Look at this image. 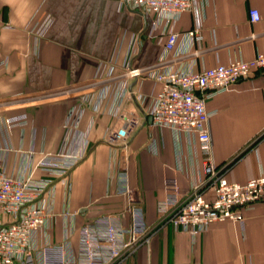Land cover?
Wrapping results in <instances>:
<instances>
[{
	"label": "crops",
	"instance_id": "0c3cea01",
	"mask_svg": "<svg viewBox=\"0 0 264 264\" xmlns=\"http://www.w3.org/2000/svg\"><path fill=\"white\" fill-rule=\"evenodd\" d=\"M250 8L259 10L260 20H250ZM46 15L53 18L52 24L44 36H38L35 27ZM205 17V51L185 60V69L226 63L234 57L249 59L264 50V0H208ZM154 21L152 12L119 10L118 0H0V145L10 141L23 150L33 147L36 160L41 150L58 152L67 134L63 117L78 100L59 92L89 81L116 46L118 61H123L133 36L140 43L138 65L158 60L164 46L150 36ZM193 25V13H183L178 29ZM131 85L147 95L160 87L149 78L142 86L135 80ZM16 99L21 102L8 105ZM125 108L142 120L127 146L112 153L102 139L103 130L107 124L121 127L122 121L103 115L90 133L91 147L71 171L68 191L62 185L57 188L54 211L60 214L67 206L77 213L76 225L121 211L128 222L131 197L139 198L147 221L154 222L169 191L177 188L185 193L202 169L197 145L185 134L152 125L135 98L127 100ZM207 109L212 112L214 159L227 165V177L244 182L264 173V70L214 94ZM25 114L32 123L12 130L8 138L2 130L3 117ZM91 118L92 112L86 111L79 128L86 131ZM25 158V153L9 152L8 169L22 173ZM121 168L128 171L130 195L116 193ZM240 211L243 223L215 222L195 238L167 226L124 264H264V202ZM63 226L59 216L54 241L62 240ZM77 239L74 233V248Z\"/></svg>",
	"mask_w": 264,
	"mask_h": 264
},
{
	"label": "built area",
	"instance_id": "2783aa9c",
	"mask_svg": "<svg viewBox=\"0 0 264 264\" xmlns=\"http://www.w3.org/2000/svg\"><path fill=\"white\" fill-rule=\"evenodd\" d=\"M207 2L118 0L121 11L155 14L150 36L163 42L162 56L138 65L140 43L133 36L123 61H118L116 46L109 60L98 64L89 81L60 91L59 94L76 95L78 100L63 117L67 134L58 152L41 150L36 160L33 147L23 150L10 141L0 145V264H124L139 249L150 246L167 226L195 238L215 222L243 223L240 209L264 202V173L244 182L233 181L226 175L227 165L216 163L210 128L212 112L207 109V100L214 94L264 70V50L249 59L234 57L226 63L185 69V60L205 51L202 43ZM185 12L193 13L194 25L181 31L178 23ZM249 17L260 20L259 10L250 8ZM52 21L46 15L37 23L36 34L44 36ZM147 78L159 84L155 93L147 95L133 89L132 81L142 86ZM132 98L138 100L152 125L183 133L197 145L202 169L185 193H179L177 188L169 191L154 222L147 221L139 198L131 197L128 222L121 211L102 213L76 225L77 213L67 206L60 214L54 211L57 188L62 185L68 191L71 171L91 147L90 133L103 115L122 121L121 127L107 124L103 130L102 139L112 153L127 146L142 126L141 118L125 108L126 101ZM19 102L12 100L8 105ZM88 110L92 118L83 131L80 119ZM2 121L8 138L12 130H23L32 123L26 114L3 117ZM11 151L25 153L22 173L8 169L5 155ZM131 192L128 171L121 168L116 175V193L125 196ZM59 216L64 219L62 240L54 241L52 233ZM74 233L78 238L76 248L71 243Z\"/></svg>",
	"mask_w": 264,
	"mask_h": 264
},
{
	"label": "trees",
	"instance_id": "16d2710c",
	"mask_svg": "<svg viewBox=\"0 0 264 264\" xmlns=\"http://www.w3.org/2000/svg\"><path fill=\"white\" fill-rule=\"evenodd\" d=\"M262 135H263V134H262ZM262 135H261V136H262ZM261 136H259V137H261Z\"/></svg>",
	"mask_w": 264,
	"mask_h": 264
}]
</instances>
